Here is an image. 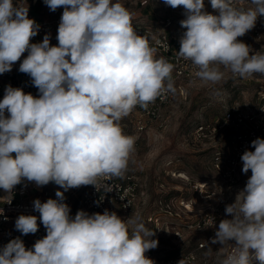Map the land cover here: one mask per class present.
Masks as SVG:
<instances>
[{"label": "clouds", "instance_id": "clouds-1", "mask_svg": "<svg viewBox=\"0 0 264 264\" xmlns=\"http://www.w3.org/2000/svg\"><path fill=\"white\" fill-rule=\"evenodd\" d=\"M43 2L50 11L64 9L58 45L50 44V34L31 43L40 26L28 7L0 0V74L27 52L19 72L38 89L34 96L8 85L0 100V189L11 196L15 186L29 182L54 183L63 191L33 201L39 217L18 216L15 229L22 235L35 234L39 219L46 236L31 249L19 237L10 240L0 248V264H154L145 253L159 242L140 214L122 219L107 209L78 210L73 217L64 193L88 185L110 191L104 181L123 178L135 139L123 133L120 121L136 106L147 109L175 91L174 65L157 58L155 37L137 33L133 14L119 0ZM163 2L184 10L178 56L191 61L203 84L224 79L220 66L242 79L264 75V53L250 55V46L238 39L264 16V0H249L247 8L237 0H210L216 14L204 10V0ZM251 147L240 157L242 172L251 175L225 207L231 218L219 222L211 239L221 245L216 264H264V138Z\"/></svg>", "mask_w": 264, "mask_h": 264}, {"label": "rangeland", "instance_id": "rangeland-1", "mask_svg": "<svg viewBox=\"0 0 264 264\" xmlns=\"http://www.w3.org/2000/svg\"><path fill=\"white\" fill-rule=\"evenodd\" d=\"M119 2L133 14V26L149 25L155 29L175 32L181 27L180 21L185 19L183 8L173 9L165 5L163 0ZM204 3V10L212 13L210 0H204ZM63 10L61 7L53 12L43 6L40 10L32 11L37 17L47 19ZM244 43L252 49L250 55L264 53V48L256 41ZM156 56L162 57L158 52ZM220 70L224 72V79L215 85H205L199 79L178 80L173 70L171 75L175 91L171 103L163 110L164 126L160 127L161 122L158 120L144 117L137 109H133L120 121L123 132L135 133L139 137L138 146L124 174H134L141 185L140 200L130 216L140 214L146 227L155 232L152 238L159 243L152 250L158 257H169L190 249L196 250L198 255L193 264H216L217 251L221 245L212 244L209 238L215 235L221 220L231 218L226 216L225 207L234 202L235 195L251 175L250 171L247 174L242 172L243 165L234 178L225 176L224 172L216 170L213 165L216 151L213 145L223 146L232 126L224 130L220 141L208 143L194 139V130L201 123L222 120L225 113L233 108L244 109L251 104L256 108L264 100V75L257 73L242 79L233 77L223 66H220ZM139 120H145L144 130L138 128ZM202 181L210 182L203 190L198 187ZM221 184L226 190L225 195L222 194ZM43 189L44 186L35 189L31 197L41 199ZM46 189L52 197H56L57 190L63 191L55 184ZM185 203L189 205L188 208ZM116 214L127 219L120 210ZM156 215H160L163 226L148 219ZM208 216H211V220H208ZM194 219L207 222L197 230H182L185 222ZM175 226L181 228L182 237L174 234ZM202 242L206 243L203 248L199 247ZM257 263L253 259L252 264Z\"/></svg>", "mask_w": 264, "mask_h": 264}, {"label": "built area", "instance_id": "built-area-1", "mask_svg": "<svg viewBox=\"0 0 264 264\" xmlns=\"http://www.w3.org/2000/svg\"><path fill=\"white\" fill-rule=\"evenodd\" d=\"M144 1V0H143ZM14 2L20 6L28 7V16L34 19L36 23L40 26L38 34L31 39V43L42 42L45 34H50V44L58 45L56 39L57 29L60 23L62 13L58 15L44 19L43 17H37L34 10H40L43 6H46L43 0H14ZM237 3L241 7H249V0H237ZM212 14H216L213 9H211ZM138 34H149L154 36L155 40H152V46L156 47L157 52L162 55V57L168 62L174 65V75L178 80H197L194 73L197 71L195 66L191 61H187L182 57L178 56V50L180 47V38L182 37L186 29L179 27L175 32H170L166 29H155L149 25H136L133 26ZM242 42L256 41L262 48H264V16H259L256 21L255 27L247 32L244 36L239 37ZM158 41V43H157ZM27 56L25 52L21 60L13 65L12 71L0 74V100L3 99L5 87L11 85L14 88H22L25 93H31L34 96L38 95V89L35 88L30 81V77L27 74L19 72V64ZM173 98V92H167L160 97H158L154 102L150 103L147 109L136 106L144 117L158 120L163 125V110L168 106ZM251 104V103H250ZM252 105V104H251ZM246 105L244 109L233 108L226 112L222 120H216L217 122L212 123H201L194 130V139L197 141L206 142H217L220 141V137L223 136L224 130L228 126H232V131L227 135V142L222 144L213 145L216 148L214 152L213 165L216 170L224 172L225 176H232L237 174L242 161L240 159L241 155L245 150H253L251 147V142L259 138H264V100L259 103L258 107L254 108L252 105ZM138 128L144 130L146 128L145 120L138 121ZM125 135L134 137L136 150L139 137L135 133L123 132ZM222 139V138H221ZM133 155V153H132ZM131 155V157H132ZM130 157V159H131ZM130 162V160H129ZM232 178V179H233ZM134 174L124 175L123 178H112L111 180H106L104 183L110 184L111 190H97L94 186H81L79 188H73L69 193L65 194V203L70 206L71 216H75L78 210H84L89 214L93 213H103L104 210L110 212L122 211L123 215L128 218L130 213L138 205L140 200L141 185ZM234 180V179H233ZM206 183L204 186L198 187L202 190L209 185V181H202ZM54 183H49L44 186L43 197L40 199L41 202H46L47 199L52 197L49 194L48 188ZM34 183L22 182L21 184L15 186L11 196H8L4 190L0 189V248H3L10 240L19 237L23 240L25 247L31 249L34 243L46 236V229L40 223L38 219V231L35 234L22 235L19 231L15 229V221L20 215H35L39 217V213L34 210L33 199L31 193L35 189H40ZM222 189V194H226L223 185H220ZM10 201V202H9ZM188 208L189 205L186 204ZM150 221H154L156 225H161L160 215L150 216L148 218ZM208 220H211V216H208ZM207 220L194 219L185 222L183 229L187 230H197L202 228ZM163 226V224H162ZM180 227H174V234L177 237H182V232ZM214 236H210V241ZM206 243L202 242L199 247H205ZM145 255L153 260L154 264H178L181 259L188 260L189 264L196 262L198 255L196 250H190L169 256V257H158L153 250H149Z\"/></svg>", "mask_w": 264, "mask_h": 264}, {"label": "bare ground", "instance_id": "bare-ground-1", "mask_svg": "<svg viewBox=\"0 0 264 264\" xmlns=\"http://www.w3.org/2000/svg\"><path fill=\"white\" fill-rule=\"evenodd\" d=\"M181 174V173H180ZM185 176V175H184ZM199 186H204V184L200 183ZM238 193V192H237ZM236 196V195H235ZM235 200V199H234Z\"/></svg>", "mask_w": 264, "mask_h": 264}, {"label": "trees", "instance_id": "trees-1", "mask_svg": "<svg viewBox=\"0 0 264 264\" xmlns=\"http://www.w3.org/2000/svg\"><path fill=\"white\" fill-rule=\"evenodd\" d=\"M257 264H259V263H257Z\"/></svg>", "mask_w": 264, "mask_h": 264}]
</instances>
